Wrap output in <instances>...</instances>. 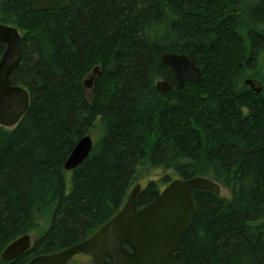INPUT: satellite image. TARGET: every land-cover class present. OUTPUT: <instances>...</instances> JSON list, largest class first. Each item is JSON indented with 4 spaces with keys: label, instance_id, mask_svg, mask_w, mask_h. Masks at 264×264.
I'll list each match as a JSON object with an SVG mask.
<instances>
[{
    "label": "trees",
    "instance_id": "obj_1",
    "mask_svg": "<svg viewBox=\"0 0 264 264\" xmlns=\"http://www.w3.org/2000/svg\"><path fill=\"white\" fill-rule=\"evenodd\" d=\"M0 24L21 33L11 82L30 94L18 124L0 125V264L86 240L123 207L139 166L174 175L146 181L138 209L176 177L230 191L194 190L183 264H264V87L244 81L264 86V0H73L46 11L0 0ZM166 53L186 54L202 79L180 85ZM161 79L171 90L158 91ZM97 129L89 157L67 171L76 143ZM35 231L26 253L2 260Z\"/></svg>",
    "mask_w": 264,
    "mask_h": 264
},
{
    "label": "water",
    "instance_id": "obj_2",
    "mask_svg": "<svg viewBox=\"0 0 264 264\" xmlns=\"http://www.w3.org/2000/svg\"><path fill=\"white\" fill-rule=\"evenodd\" d=\"M39 11L67 9L73 0H34ZM5 51L0 59V125L12 128L26 113L30 94L21 85L11 82V74L22 61L21 33L14 27L0 24V45ZM162 61L174 72L180 85L186 80L199 82L201 68L186 54L166 53ZM101 68L95 67L84 81L85 88L92 89ZM245 83L256 93H261L263 84L254 78ZM160 92L171 90L166 80H158ZM94 147L91 136L81 138L65 163L66 170H74L89 157ZM145 181L136 184L130 191L120 211L103 224L86 240L64 250L32 257L27 264H67L79 254H86L93 264H183L182 241L189 231L197 206L193 196L195 189L209 190L221 196V184L203 177L174 178L153 202L138 209V195ZM30 234L13 241L2 253L4 262H11L32 246Z\"/></svg>",
    "mask_w": 264,
    "mask_h": 264
},
{
    "label": "rangeland",
    "instance_id": "obj_3",
    "mask_svg": "<svg viewBox=\"0 0 264 264\" xmlns=\"http://www.w3.org/2000/svg\"><path fill=\"white\" fill-rule=\"evenodd\" d=\"M260 65L262 66V69L264 71V51L261 53V56H260ZM92 90L93 89H91V91ZM101 135H102V132L99 131L98 129L92 131L91 137H92V139L94 141V144L99 141V139L101 138ZM164 175H174V174L172 173L171 170L152 169V168H149L148 166H144V167L143 166H139L138 167L137 174H136L137 180L134 183V186L136 184H138L139 182H141V181H148L149 179H158V178L163 177ZM222 195L225 196V197H230V191H229V189L226 188V187H224V186H222ZM47 225L48 224H45L44 222H42L41 228L45 230L48 227ZM39 234H40V232H38V231H35L34 233H32L31 235H32L33 240ZM71 263L72 264H93V260H92V258L90 256H88L86 254H79V255H76L71 260Z\"/></svg>",
    "mask_w": 264,
    "mask_h": 264
},
{
    "label": "bare ground",
    "instance_id": "obj_4",
    "mask_svg": "<svg viewBox=\"0 0 264 264\" xmlns=\"http://www.w3.org/2000/svg\"><path fill=\"white\" fill-rule=\"evenodd\" d=\"M33 1H34V0H33ZM33 3H34V2H33ZM85 136H87V135H85ZM89 136H90V135H89ZM93 142H94V141H93ZM76 144H77V143H76ZM75 146H76V145H75ZM75 146H74V147H75ZM93 148H94V147H93ZM73 149H74V148H73ZM73 149H72V150H73ZM92 151H93V150H92ZM71 152H72V151H71ZM70 154H71V153H70ZM69 156H70V155H69ZM69 156H68V157H69ZM67 159H68V158H67ZM66 161H67V160H66ZM65 163H66V162H65ZM64 167H65V164H64ZM67 171H72V170H67ZM39 255H41V254H39ZM36 256H37V255H36Z\"/></svg>",
    "mask_w": 264,
    "mask_h": 264
}]
</instances>
